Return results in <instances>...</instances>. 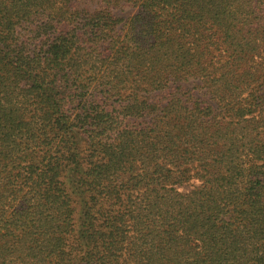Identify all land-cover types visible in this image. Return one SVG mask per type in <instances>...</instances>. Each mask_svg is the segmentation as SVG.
Masks as SVG:
<instances>
[{
    "label": "trees",
    "instance_id": "trees-1",
    "mask_svg": "<svg viewBox=\"0 0 264 264\" xmlns=\"http://www.w3.org/2000/svg\"><path fill=\"white\" fill-rule=\"evenodd\" d=\"M0 264H264V0H0Z\"/></svg>",
    "mask_w": 264,
    "mask_h": 264
},
{
    "label": "rangeland",
    "instance_id": "rangeland-1",
    "mask_svg": "<svg viewBox=\"0 0 264 264\" xmlns=\"http://www.w3.org/2000/svg\"><path fill=\"white\" fill-rule=\"evenodd\" d=\"M134 11H135V9L134 8H132L131 6H121V7H119V8H117V9H114L113 11H112V13L115 15V16H117V17H127V16H130V15H132L133 13H134ZM190 185H181V186H179V189L181 190V191H188L189 189H190Z\"/></svg>",
    "mask_w": 264,
    "mask_h": 264
}]
</instances>
